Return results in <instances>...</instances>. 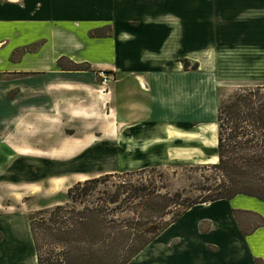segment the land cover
Segmentation results:
<instances>
[{
	"label": "crops",
	"instance_id": "1",
	"mask_svg": "<svg viewBox=\"0 0 264 264\" xmlns=\"http://www.w3.org/2000/svg\"><path fill=\"white\" fill-rule=\"evenodd\" d=\"M242 54L264 58V0H0V151L1 135L49 125L51 111L65 117L75 96L103 98L114 119L95 158L113 144L135 164L161 166L185 157L187 137L207 127L217 148L221 72L250 67ZM101 71L112 78L105 86ZM151 244L148 264H264V201L194 206Z\"/></svg>",
	"mask_w": 264,
	"mask_h": 264
},
{
	"label": "trees",
	"instance_id": "2",
	"mask_svg": "<svg viewBox=\"0 0 264 264\" xmlns=\"http://www.w3.org/2000/svg\"><path fill=\"white\" fill-rule=\"evenodd\" d=\"M216 122L217 162L190 167L197 173L190 195L168 189L166 168L142 167L78 181L64 204L29 212L36 264H129L194 206L239 195L264 201V85L226 98L218 88Z\"/></svg>",
	"mask_w": 264,
	"mask_h": 264
},
{
	"label": "rangeland",
	"instance_id": "3",
	"mask_svg": "<svg viewBox=\"0 0 264 264\" xmlns=\"http://www.w3.org/2000/svg\"><path fill=\"white\" fill-rule=\"evenodd\" d=\"M241 57L249 61L250 67L222 69L221 74L225 78L220 79L218 88L225 98L236 88L264 85L262 55L242 54ZM103 73L109 74L101 71V76H105ZM106 78L108 82L104 83L103 78L99 77V83L104 86L109 84L112 78ZM14 92L11 91L9 97ZM63 105L62 115L65 117H59L58 111H51L49 125H45V120H36L26 125L22 132L1 135V145L8 148L2 152L9 155L0 151V264H36L27 222L29 212L64 204L68 200V188L78 181L144 167L135 164L113 144L112 149L98 150L95 158L92 149L97 145H107L99 138L113 136L115 131L114 119L105 115L103 98L89 96L83 100L82 96H75ZM52 114L57 117L54 118ZM62 119L64 123H61ZM77 120L80 124H72ZM75 130L78 131L75 133ZM117 130L120 135V128L117 127ZM176 137L182 138L179 134ZM211 137L208 127L198 128L191 137H187L189 152L185 157L176 156L167 164L151 166L166 168L165 184L168 189H185L184 195H190L194 190L191 184L196 182L197 175L192 173L190 167L217 162H214L217 154ZM205 151H210V154L207 155ZM55 169H65V172L56 175L53 173ZM169 219L170 216L165 218ZM155 248V244H150L131 264H140L145 260H148V264L155 260L154 256L158 253Z\"/></svg>",
	"mask_w": 264,
	"mask_h": 264
},
{
	"label": "built area",
	"instance_id": "4",
	"mask_svg": "<svg viewBox=\"0 0 264 264\" xmlns=\"http://www.w3.org/2000/svg\"><path fill=\"white\" fill-rule=\"evenodd\" d=\"M103 78V82L104 83H107L108 82V79L106 78V76H101Z\"/></svg>",
	"mask_w": 264,
	"mask_h": 264
},
{
	"label": "bare ground",
	"instance_id": "5",
	"mask_svg": "<svg viewBox=\"0 0 264 264\" xmlns=\"http://www.w3.org/2000/svg\"><path fill=\"white\" fill-rule=\"evenodd\" d=\"M215 161H217V160H216V157L214 158V162H215Z\"/></svg>",
	"mask_w": 264,
	"mask_h": 264
}]
</instances>
